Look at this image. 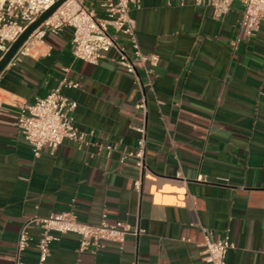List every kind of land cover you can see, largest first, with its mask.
<instances>
[{
  "label": "crops",
  "instance_id": "0c3cea01",
  "mask_svg": "<svg viewBox=\"0 0 264 264\" xmlns=\"http://www.w3.org/2000/svg\"><path fill=\"white\" fill-rule=\"evenodd\" d=\"M131 15L142 51L159 57L151 85L138 68L143 91L115 50L97 64L75 59L70 28L47 32L37 56H14L0 73V264L13 263L28 218L69 210L93 224L106 213L137 233L124 250L105 242L81 253L78 236L65 234L47 264H207L202 227L214 239L229 229L226 264H264V20L244 37L239 3L216 18L192 0H143ZM64 79L77 84L62 93L76 101L86 141L36 157L15 125L19 106ZM144 95L146 111L137 107ZM142 126L141 176L129 154ZM38 235L25 264H38Z\"/></svg>",
  "mask_w": 264,
  "mask_h": 264
},
{
  "label": "built area",
  "instance_id": "2783aa9c",
  "mask_svg": "<svg viewBox=\"0 0 264 264\" xmlns=\"http://www.w3.org/2000/svg\"><path fill=\"white\" fill-rule=\"evenodd\" d=\"M58 0H0V58L19 38L25 29ZM195 5L208 4L213 8L216 18L224 16L235 3L242 6L241 27L244 37L253 36L264 20V0H192ZM143 0H65L47 19H45L20 46L15 56L22 54L35 57L40 52V44L47 32L59 33L64 28L72 31L71 48L75 59L97 64L110 50L118 54V64L135 77L141 90L144 83L138 75L142 67L151 85L152 67L159 62L156 54L142 51L136 32L135 20L131 12L141 7ZM171 6L176 0H163ZM240 41L237 38L235 45ZM77 87V84L64 79L61 84L32 102L19 106L15 125L23 140L31 147L36 157L44 148L54 152L65 140L79 143L86 141V134L74 124L72 112L77 103L62 93V86ZM146 111V97L137 105ZM141 134L137 150L129 154L135 159L140 175L143 174L146 152V128L139 127ZM111 149V146H107ZM142 176V175H141ZM135 180V190L142 191V177ZM203 180V176L197 177ZM39 230L37 247L38 264H47L51 255V244L65 234H75L79 239L77 251L96 252L105 242H115L124 250L127 236L136 234L129 226L111 223L107 214L99 223L93 224L79 219L74 210L50 213L46 216H33L22 225L12 264H25L23 254L33 240L32 230ZM203 242L200 255L207 264H226V256L235 244L229 229L218 239L213 232L202 227Z\"/></svg>",
  "mask_w": 264,
  "mask_h": 264
},
{
  "label": "water",
  "instance_id": "95a60500",
  "mask_svg": "<svg viewBox=\"0 0 264 264\" xmlns=\"http://www.w3.org/2000/svg\"><path fill=\"white\" fill-rule=\"evenodd\" d=\"M65 0H58L54 5H52L48 10L43 12L40 17L30 24L25 31L19 36V38L9 47V49L0 58V73L7 66V64L16 55L20 46L28 39V37L33 33V31L45 20L47 19Z\"/></svg>",
  "mask_w": 264,
  "mask_h": 264
}]
</instances>
